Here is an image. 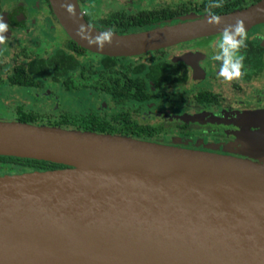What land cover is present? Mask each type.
<instances>
[{
  "label": "water",
  "instance_id": "1",
  "mask_svg": "<svg viewBox=\"0 0 264 264\" xmlns=\"http://www.w3.org/2000/svg\"><path fill=\"white\" fill-rule=\"evenodd\" d=\"M78 46L130 56L264 21V0L133 33L89 25L76 0H48ZM71 9V11H69ZM90 41H93L90 43ZM0 156L63 165L0 175V264H264L260 162L126 136L0 119Z\"/></svg>",
  "mask_w": 264,
  "mask_h": 264
},
{
  "label": "flooded vegetation",
  "instance_id": "2",
  "mask_svg": "<svg viewBox=\"0 0 264 264\" xmlns=\"http://www.w3.org/2000/svg\"><path fill=\"white\" fill-rule=\"evenodd\" d=\"M257 1L222 0V7L209 8L212 0H76L89 25L115 33L145 31L162 25L201 19L210 14H225ZM40 9H45L42 26L48 29L46 25L53 26L52 22L55 21L65 40L44 56H35L27 58L24 63L12 64L4 80L0 76V84L5 82L13 87L38 88L36 78L56 83L67 72L74 71L79 66V57L92 53L100 57L103 70L112 74L98 89L108 95L113 103H142L151 100L153 93L172 89L177 100L168 103L182 105L174 117H167L165 122L153 124L138 123L125 110L111 114L108 120L93 115L109 128L139 130L144 132L140 139L145 141L254 161V158L245 154L251 148L239 141L256 136L255 131L264 128V21L245 28L250 33L247 32L246 47L241 49V53L245 57L247 74L241 80L227 82L219 76L220 62L211 59L217 51L215 44L221 32L130 55H148V58L130 65L119 76L116 73V62L119 58L128 56H107L78 46L57 22L48 0H0V19H3L11 31L14 24L19 26L29 22L33 25ZM27 30L25 27L23 31ZM69 42H73L83 51L77 52ZM59 56L66 58L65 70L56 74L55 62ZM47 60V74L28 72L36 85L18 86L7 82L13 67L22 65L26 68L30 63L45 64ZM81 70L83 67H80ZM63 81L69 91L72 88L69 80L65 78ZM121 89H126L127 92L121 93ZM18 110L24 111L20 107H17L16 111ZM169 127H173L179 135L165 140L160 135ZM73 129L77 128L74 126ZM256 133L259 137L260 133Z\"/></svg>",
  "mask_w": 264,
  "mask_h": 264
},
{
  "label": "rangeland",
  "instance_id": "3",
  "mask_svg": "<svg viewBox=\"0 0 264 264\" xmlns=\"http://www.w3.org/2000/svg\"><path fill=\"white\" fill-rule=\"evenodd\" d=\"M39 12L33 25L29 22L19 24V26L14 24L13 30L3 33L6 42L0 44L2 80L12 64L24 63L27 58L44 56L55 47H59L65 40V36L60 33L55 21L52 22L53 26L46 25L48 29L42 26L45 9H40ZM25 27L28 29L27 32L23 31ZM246 31L250 33L249 30ZM147 58L148 55L119 58L116 62V73L121 76L130 65ZM99 59L98 55L85 53L78 59L79 66L74 71L67 72L58 82L36 78L39 83L38 88L13 87L3 82L0 84V119L14 120L18 114L16 109L20 107L24 111L39 114L36 124L47 126L56 121L66 120L64 127L73 129L81 117L91 114L108 120L111 114L125 110L136 122L153 124L165 122L167 117H174L181 110L182 105L168 103L171 100H177L174 98L172 89H162L161 93H153L151 100L142 103L134 101H126L122 104L113 103L108 95L98 89L102 82L112 75L103 70ZM80 67H83V70L80 71ZM65 78L69 80L72 87L69 91L66 89L67 84L63 81ZM262 130H264L263 127L255 131L256 136L239 141L240 144L251 148L250 151L247 149L245 154L254 158L253 162H260L264 151ZM256 132L260 133L259 137ZM178 135V131L169 127L160 136L168 140Z\"/></svg>",
  "mask_w": 264,
  "mask_h": 264
},
{
  "label": "trees",
  "instance_id": "4",
  "mask_svg": "<svg viewBox=\"0 0 264 264\" xmlns=\"http://www.w3.org/2000/svg\"><path fill=\"white\" fill-rule=\"evenodd\" d=\"M71 44V47L76 50L77 52H82L83 49L76 46L73 42H69ZM64 58L63 56L57 57V61L55 62V69L56 74L59 72H63L65 70V64H64ZM48 61H46L45 64H39L36 63H30L26 68L22 65H17L13 67L12 72L7 77V82L10 85H18V86H34L36 85V82H34L28 72L32 73H39L40 75L47 74L48 69ZM1 82V80H0ZM138 88H140V84L137 85ZM111 91V90H110ZM113 92V91H111ZM122 92H127L126 89H121ZM118 93V92H117ZM17 117L15 118L18 121L22 122H29V123H36L39 117V114L36 112H24L21 110H18ZM66 120L62 122H55L52 124H47L50 126H57V125H65ZM77 129L80 130H86V131H94L99 133H107V134H113V135H120V136H126L130 138L140 139V135L144 133L143 131L139 130H114L109 128L105 123L101 122L96 116L89 115L87 118H80L78 124L75 126ZM143 140V139H140ZM0 175L2 174H10V173H17L21 171H30L33 169L37 170H44V169H50L54 167H62L63 165L53 163V162H47L42 160H35V159H28V158H19V157H12V156H0Z\"/></svg>",
  "mask_w": 264,
  "mask_h": 264
},
{
  "label": "clouds",
  "instance_id": "5",
  "mask_svg": "<svg viewBox=\"0 0 264 264\" xmlns=\"http://www.w3.org/2000/svg\"><path fill=\"white\" fill-rule=\"evenodd\" d=\"M222 0H212L209 8L222 7ZM71 11V9H69ZM207 22L211 25H220L222 19L210 14ZM8 30V25L0 19V44L6 42V37L3 35ZM112 32H104L96 38V43L99 47H103L104 43H111ZM248 39L243 19L237 18L235 24L225 26L219 39L216 41L215 47L217 51L212 55L213 61L220 62L219 76L227 82L233 80H241L247 74L244 63L245 57L241 53V49L246 47ZM93 41H90L92 43Z\"/></svg>",
  "mask_w": 264,
  "mask_h": 264
}]
</instances>
